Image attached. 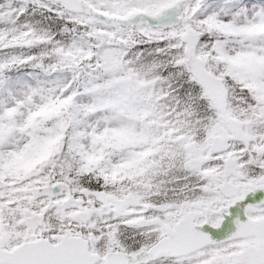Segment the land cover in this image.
<instances>
[{"label":"snow or ice","instance_id":"obj_1","mask_svg":"<svg viewBox=\"0 0 264 264\" xmlns=\"http://www.w3.org/2000/svg\"><path fill=\"white\" fill-rule=\"evenodd\" d=\"M0 264H264V0H0Z\"/></svg>","mask_w":264,"mask_h":264}]
</instances>
